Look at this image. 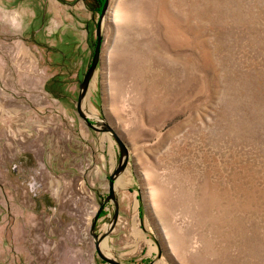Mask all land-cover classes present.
<instances>
[{
  "label": "rangeland",
  "instance_id": "374dc122",
  "mask_svg": "<svg viewBox=\"0 0 264 264\" xmlns=\"http://www.w3.org/2000/svg\"><path fill=\"white\" fill-rule=\"evenodd\" d=\"M105 2L0 0V264H264V0Z\"/></svg>",
  "mask_w": 264,
  "mask_h": 264
},
{
  "label": "water",
  "instance_id": "95a60500",
  "mask_svg": "<svg viewBox=\"0 0 264 264\" xmlns=\"http://www.w3.org/2000/svg\"><path fill=\"white\" fill-rule=\"evenodd\" d=\"M108 2L109 0H106L104 8H103V13L104 11L107 9L108 7ZM97 43H96V48H95V53H94V57L93 60L90 64V67L85 75L84 81L81 84V93H80V97H79V102H78V111L80 113V115L84 118V120L91 126L93 127V125L90 123L88 117H86L83 113H82V100L84 98V96L86 95V92L88 91L91 79L97 69V66L100 62L101 59V55H102V37H101V23L98 24V31H97ZM104 130V129H103ZM106 130V129H105ZM109 131L113 132L112 129H108ZM114 133V132H113ZM115 137L117 139V141L120 144V147L122 149V158L120 161V165L117 167V169L114 171V173L112 175H110L109 179H110V195L107 197V201L109 200H114L116 201V194H115V181L117 179V177L126 169L127 165H128V149L127 147L124 145V143L120 140V138L117 136V134H115ZM125 155V159L123 160V157ZM101 213V210L99 211L98 215L95 216L93 225H92V230H94L96 223L99 219V215ZM119 218V205L116 201V213H115V217L113 220V225L112 228L116 225L117 221ZM107 236V235H105ZM97 251L99 256L106 262H108L109 264H121L119 261L109 258L107 256H105L102 251L99 248V243L97 242Z\"/></svg>",
  "mask_w": 264,
  "mask_h": 264
}]
</instances>
